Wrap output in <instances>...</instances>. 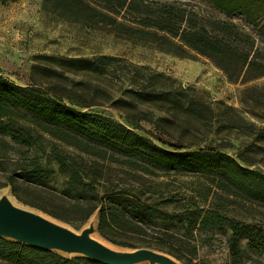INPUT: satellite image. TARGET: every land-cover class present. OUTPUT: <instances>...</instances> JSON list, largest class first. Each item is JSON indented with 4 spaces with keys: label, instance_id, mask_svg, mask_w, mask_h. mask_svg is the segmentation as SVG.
I'll list each match as a JSON object with an SVG mask.
<instances>
[{
    "label": "rangeland",
    "instance_id": "1",
    "mask_svg": "<svg viewBox=\"0 0 264 264\" xmlns=\"http://www.w3.org/2000/svg\"><path fill=\"white\" fill-rule=\"evenodd\" d=\"M146 1L151 8L121 10L109 14L111 19L102 14L97 0H85L88 6H64L61 0L0 2V76L82 112L114 120L158 145L170 143L182 151L214 150L264 175V76L230 81L205 56L189 49L182 55L164 52L147 35L135 34L146 9H156L157 2L169 3L173 12L184 10L191 25L252 56L258 53L257 60L264 65V44L256 29L239 14L220 13L208 0ZM72 60L97 61V68L81 70ZM36 140L34 151H9L0 161V202L5 195L21 208L46 215L18 200L5 182L7 175L18 173L17 164L36 162L32 160L36 158L46 168V191L64 185L67 175L59 170L54 155L69 150L47 136ZM106 166L110 176L133 185L141 199L164 208L163 203L169 202L167 216L178 208H207L213 203L227 215L264 231V205L242 195H226L216 188V176L163 174L157 169V174H145L114 162ZM63 224L78 233L90 225L114 248L124 253L135 250L113 245L98 234L97 211L80 226ZM163 230L159 225L153 233L159 236ZM225 235L224 230L200 232L197 226L180 230L182 259L157 247L136 249L151 250L170 264L187 260L190 264H228Z\"/></svg>",
    "mask_w": 264,
    "mask_h": 264
},
{
    "label": "trees",
    "instance_id": "2",
    "mask_svg": "<svg viewBox=\"0 0 264 264\" xmlns=\"http://www.w3.org/2000/svg\"><path fill=\"white\" fill-rule=\"evenodd\" d=\"M61 1L64 6H88L85 0ZM97 1L102 14L110 19L109 14L116 15L121 10L151 8L146 0ZM208 1L226 16L241 15L256 29L264 44V0ZM155 4L156 9L145 10L135 34L147 35L159 50L179 55L187 49L194 51L213 61L230 81L264 76L258 53L252 56L238 45L211 36L203 27L191 25L182 9L173 12L175 9L169 3ZM71 62L81 70L97 68V61ZM43 136L63 143L69 150L65 155H54L59 170L67 175L66 180L60 190L46 191L43 176L46 168L41 162L32 158L36 162L17 164L18 173L7 175L5 182L24 204L73 227L82 225L97 211L96 230L113 245L129 249L157 247L178 259L183 256L178 249L180 230L196 226L200 232L224 230L228 264H264L261 258L264 231L254 224L227 215L213 203L207 208L184 211L178 208L167 216L165 208L169 202L163 203L164 208L141 199L138 192L134 193L133 185L110 176L105 163L114 162L145 174H157L155 169L163 174H210L218 177L216 188L226 195H242L261 205H264V175L214 150L182 151L174 144L158 145L114 120L82 112L42 95L37 89L18 86L0 76V161L9 151L15 154L34 151L38 146L36 138ZM159 225L164 230L157 236L153 230ZM0 264L102 263L80 256L66 257L0 237Z\"/></svg>",
    "mask_w": 264,
    "mask_h": 264
},
{
    "label": "water",
    "instance_id": "3",
    "mask_svg": "<svg viewBox=\"0 0 264 264\" xmlns=\"http://www.w3.org/2000/svg\"><path fill=\"white\" fill-rule=\"evenodd\" d=\"M45 216L29 209L14 208L4 199L0 202V237L102 264H135L140 258L157 260L159 257L153 251L142 248L130 253H114L91 238V227L78 233L56 219Z\"/></svg>",
    "mask_w": 264,
    "mask_h": 264
},
{
    "label": "bare ground",
    "instance_id": "4",
    "mask_svg": "<svg viewBox=\"0 0 264 264\" xmlns=\"http://www.w3.org/2000/svg\"><path fill=\"white\" fill-rule=\"evenodd\" d=\"M3 197H4V199L7 201V203H8L10 206H12V207H14V208H17V209H22V208H21L17 203H15V201H14L13 199H11L10 197L5 196V195H4ZM38 215H40V214H38ZM45 217H47V216H45ZM88 227H89V228L91 227V228L93 229V227L90 226V225H88ZM90 236H91V238H92L94 241H96L98 244H100V245L103 246L104 248H106V249H108V250H110V251H112V252H114V253H117V254H124V252H122V251H120V250L114 248L113 246H111V245L108 244L107 242H105V241H103L102 239H100V238L96 235V233L92 232ZM61 254H62V255H71V254H68V253H61ZM137 262H139V263H145V264H157V263H160V264H170L169 260H167L166 258L161 257V256L157 257V260L150 259V258H140V259L137 260Z\"/></svg>",
    "mask_w": 264,
    "mask_h": 264
}]
</instances>
